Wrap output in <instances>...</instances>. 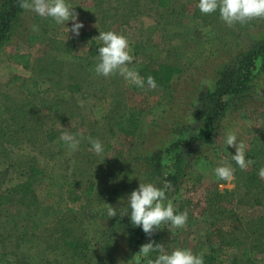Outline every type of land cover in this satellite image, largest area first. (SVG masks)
Returning <instances> with one entry per match:
<instances>
[{
	"label": "rangeland",
	"instance_id": "374dc122",
	"mask_svg": "<svg viewBox=\"0 0 264 264\" xmlns=\"http://www.w3.org/2000/svg\"><path fill=\"white\" fill-rule=\"evenodd\" d=\"M66 3L84 25L79 36L69 32L71 20L59 25L32 13L26 29L0 50V197L19 185L25 195L17 207H0V264H128L146 241L138 245L131 236L129 215L110 218L107 207L122 211L140 182L157 185L158 164L170 163L168 148L196 136L215 110L217 100L205 110L202 95L218 91L232 59L264 40V19L229 27L218 10L202 14L199 0H176L164 10L153 0ZM106 31L127 39L132 64L147 47L176 46L170 60L179 70L174 81L150 89L118 74L97 75L98 54L91 53L103 42L94 38ZM29 35L35 40L30 42ZM15 54L29 55L30 69L12 63L9 56ZM254 85L251 99L232 105L222 120L226 129L217 133L218 152L189 169L177 196L170 198L175 210L184 207L187 222L174 232L168 229L169 253L217 251L226 264L234 258L240 264H264V179L258 175L264 167V68ZM64 132L80 140L78 150L60 139ZM230 132L250 151L246 159L254 163L247 170L231 159L236 150L225 143ZM89 137L102 143V154L90 150ZM222 162L234 169L231 183L215 176ZM88 188L93 189L89 206L85 200L71 203L68 192L80 195ZM27 226L35 236L20 247L16 231ZM73 241L81 246L66 245Z\"/></svg>",
	"mask_w": 264,
	"mask_h": 264
},
{
	"label": "trees",
	"instance_id": "16d2710c",
	"mask_svg": "<svg viewBox=\"0 0 264 264\" xmlns=\"http://www.w3.org/2000/svg\"><path fill=\"white\" fill-rule=\"evenodd\" d=\"M153 1L157 8L163 10L174 6L176 2V0ZM32 13L34 12L25 11L20 8L19 0H0V50L8 44H11L14 37H18L23 29H26V26L30 24V14ZM53 35L61 37L59 32H56ZM28 37L30 42L35 40L32 35H29ZM162 47L163 45L159 46V50L155 46L147 47L145 51L147 54H139L135 62L132 64V67L138 71L139 75L143 77L145 81L148 76H152L155 79L157 86L165 88L174 81L175 75L179 73V70L170 64V60L173 58V54L177 50V48H175L176 46L170 47L166 51H163ZM91 54L96 56L98 50L93 48ZM9 60L14 64L22 66L24 69H30L32 64L29 55H10ZM263 68L264 40H259L248 52L236 55V57L232 59L228 64L227 70L223 73V79L217 84V86L219 85L218 91L211 92L210 90H207L206 93L202 95L205 110L208 109V104L215 102V100L218 102H216V105L214 106L215 110L211 112L210 115L206 116V125L202 130L198 131L196 136L174 142L167 150L168 156L171 157L170 163L165 166L158 164L157 186L163 187L165 181L170 182L171 187L166 191V195L169 199L177 196L189 169L198 164L201 160H206L211 152H218L219 147L216 142L217 133L222 127L226 129L225 126L221 125L222 120L226 117V114L229 112L232 105L239 103L242 105L246 103L244 100L247 98V101L250 100L252 94L257 92L254 83L256 78L262 73ZM229 79H231L232 82L226 84ZM220 84H223V88H221ZM226 96H230L231 99L229 101L225 100L224 98ZM186 148H189V150L187 152L188 158L185 160L183 156ZM248 153L250 154V151L247 152V154ZM254 167H256V165H254ZM34 169L36 173L37 169ZM252 175L255 179L256 185L260 183L258 177L255 174ZM33 176L34 174L29 177V180L33 178ZM28 185L27 182V186ZM22 187L24 186H16L6 194H3L0 197V207L10 208L14 205L17 207L21 204L25 197L23 191L24 188ZM80 193V195L74 191L67 193L71 203L82 202L85 200L86 204L89 206L87 201H91L93 189L88 188L87 191L83 190ZM257 202H259V200H257ZM183 210L184 207L181 205L179 209L175 210V212L176 214H180ZM39 212H41L40 208L37 209V213ZM20 215L23 221L22 214ZM130 227L131 236L135 237L138 245L144 241H146V243L155 241L157 244L162 243L164 246L166 245L165 241L168 232V225H162V229L156 230L151 237L144 233L142 227H134L132 223L130 224ZM16 233H19L21 236V242L19 243L20 247L26 243L25 239H27V237L30 235L35 236V231L30 233L28 226L24 229L17 230ZM66 245L72 249H77L81 246V243L73 241L66 242ZM235 245L236 244L230 247H233L234 249ZM244 252L245 255L249 256V250L247 248H245ZM217 253V251H212L207 254H202L204 264H226L225 261L220 259L221 253ZM157 255V252H152L150 253L149 258L155 259ZM27 260L28 258L24 261L27 262ZM230 264L240 263L238 258H234Z\"/></svg>",
	"mask_w": 264,
	"mask_h": 264
},
{
	"label": "clouds",
	"instance_id": "9594fccd",
	"mask_svg": "<svg viewBox=\"0 0 264 264\" xmlns=\"http://www.w3.org/2000/svg\"><path fill=\"white\" fill-rule=\"evenodd\" d=\"M19 7L25 11L34 12L43 18H52L56 24L63 25L68 21H73V26L69 32L79 36L83 23L78 22V13L74 11L66 0H19ZM202 14H212L219 11L220 19L229 27L239 23L246 24L254 19H264V0H199L197 5ZM33 31H38L37 25L32 26ZM98 41L103 42V46L98 49L97 64L95 73L104 77L119 75L127 83L144 88L147 85L150 89H155L157 84L152 76H148L146 81L138 71L130 67L133 56L127 39L113 31L100 32ZM83 107V102H81ZM60 139L71 150H78L80 140L75 135L64 132ZM91 149L97 155L102 154L104 149L98 139L88 138ZM227 146L235 148L236 153L231 159L241 170H247L254 163L252 159H246V144L237 142L234 132L228 133L225 138ZM215 176L220 181L231 183L234 179V169L227 163H223L214 169ZM258 175L264 179V167L259 169ZM223 187L224 185H220ZM171 187L170 182L165 181L163 187L148 182H140L139 187L133 190L127 197L128 207L118 211L112 205L107 207V215L110 218L116 217L118 213L121 217L129 215L134 227H142L144 233L151 237L153 233L162 229V225H168V229L174 232L177 228H183L187 222V212L176 214L174 203L166 195V191ZM157 252L155 259L149 258L150 253ZM147 259V264H204L203 255L194 254L191 249H175L170 253L165 246L155 243V241L145 243L140 247L128 264H141V259Z\"/></svg>",
	"mask_w": 264,
	"mask_h": 264
},
{
	"label": "crops",
	"instance_id": "0c3cea01",
	"mask_svg": "<svg viewBox=\"0 0 264 264\" xmlns=\"http://www.w3.org/2000/svg\"><path fill=\"white\" fill-rule=\"evenodd\" d=\"M248 132L251 133V131H249V130H248ZM247 149H248V148H247ZM247 149H246V152H247ZM246 152H245V153H246Z\"/></svg>",
	"mask_w": 264,
	"mask_h": 264
}]
</instances>
